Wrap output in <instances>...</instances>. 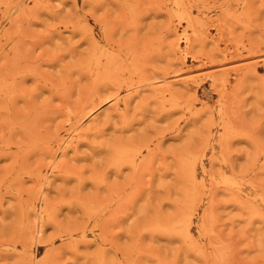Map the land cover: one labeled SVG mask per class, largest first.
Masks as SVG:
<instances>
[{
  "label": "rangeland",
  "instance_id": "obj_1",
  "mask_svg": "<svg viewBox=\"0 0 264 264\" xmlns=\"http://www.w3.org/2000/svg\"><path fill=\"white\" fill-rule=\"evenodd\" d=\"M178 1L0 0V264H264V0Z\"/></svg>",
  "mask_w": 264,
  "mask_h": 264
},
{
  "label": "bare ground",
  "instance_id": "obj_2",
  "mask_svg": "<svg viewBox=\"0 0 264 264\" xmlns=\"http://www.w3.org/2000/svg\"><path fill=\"white\" fill-rule=\"evenodd\" d=\"M181 1V0H180ZM179 1L178 0H172V4L174 5V6H179ZM184 3V2H183ZM170 4V3H169ZM181 15V14H180ZM185 16V15H184ZM189 17V16H188ZM188 17H184V19H185V21L184 22H186V24H187V26H188V28L189 29H192L193 30V24H192V22H191V20L188 18ZM183 19V18H182ZM181 20V19H180ZM210 22V21H209ZM208 25V24H207ZM201 27V26H200ZM207 28V27H206ZM205 28V29H206ZM185 30V29H184ZM187 30V29H186ZM191 30V31H192ZM207 30V29H206ZM183 31V30H182ZM188 32V31H187ZM193 34H194V36L197 34V32H196V30H193V32H192ZM184 34H185V32H184ZM182 35H183V33H182ZM187 35V34H186ZM186 35H185V37H184V41L186 42V44H190V38L189 37H186ZM188 36V35H187ZM234 37V36H233ZM192 44V43H191ZM190 48V47H189ZM225 54V53H224ZM171 104V103H170ZM127 150V149H126ZM125 150V151H126ZM130 150V149H129ZM128 150V153H130V151ZM133 150V149H132ZM135 150V149H134ZM137 151H138V149H136ZM141 151V150H140ZM132 152V151H131ZM134 152H136V151H134ZM138 154H139V152H137ZM136 154V153H135ZM137 155V154H136ZM127 158V157H126ZM129 161V160H128ZM132 161V160H131ZM131 164V163H130ZM132 165H134V164H132ZM139 165V164H138ZM195 177V176H194ZM189 197V196H188Z\"/></svg>",
  "mask_w": 264,
  "mask_h": 264
}]
</instances>
